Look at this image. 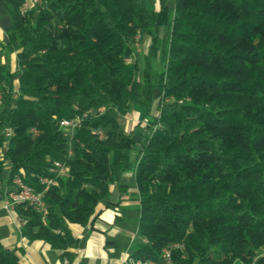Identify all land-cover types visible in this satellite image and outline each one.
Returning <instances> with one entry per match:
<instances>
[{"label": "trees", "instance_id": "obj_1", "mask_svg": "<svg viewBox=\"0 0 264 264\" xmlns=\"http://www.w3.org/2000/svg\"><path fill=\"white\" fill-rule=\"evenodd\" d=\"M24 1L3 0L0 54L16 69L0 62V198L5 169L8 187L20 176L36 191L53 162L68 174L44 192V214L15 206L21 236L71 264L68 225L90 222L133 171L144 241L133 258L264 264V0ZM135 108L144 131L121 124ZM0 264H19L1 242Z\"/></svg>", "mask_w": 264, "mask_h": 264}, {"label": "crops", "instance_id": "obj_2", "mask_svg": "<svg viewBox=\"0 0 264 264\" xmlns=\"http://www.w3.org/2000/svg\"><path fill=\"white\" fill-rule=\"evenodd\" d=\"M9 25L3 0H0V48L7 40L5 30ZM9 57L16 62L15 54ZM139 115L135 111L132 117ZM138 158L135 149L131 152V161L136 162ZM3 205V198H0V242L18 255L19 264H62L59 250L41 240L22 237L16 212L6 211ZM138 210L134 172L127 171L119 183L110 186L109 197L97 205L96 215L90 222L86 225H68L77 240V246L71 250L74 253L71 264H123V259L132 256L134 248L144 242L138 231ZM2 227H5L4 232L1 231Z\"/></svg>", "mask_w": 264, "mask_h": 264}, {"label": "built area", "instance_id": "obj_3", "mask_svg": "<svg viewBox=\"0 0 264 264\" xmlns=\"http://www.w3.org/2000/svg\"><path fill=\"white\" fill-rule=\"evenodd\" d=\"M42 0H25L22 7L24 10H29L41 3ZM77 119L71 120H62L60 122V127L63 130L73 129V127L77 123ZM33 134H37L36 130L31 131ZM5 137H10L13 134L11 128H5L3 131ZM69 155L71 152H68ZM56 174V177L65 176L68 173V168L63 164L61 161L53 162V166L50 168ZM40 184L43 186L42 191H36L34 188L26 185L20 176H15L12 180V186L4 192L3 201L4 205L3 208L6 211H15V206L22 204L26 207H31L34 210L41 212L42 214L46 211V205L43 201V194L46 192L49 187L55 184L54 178L52 177H41L39 179ZM17 221L20 224L19 231L23 225V221L17 216ZM67 264V262H65ZM123 264H175L171 255V251L169 249H164L161 253L160 259L157 260H141L135 259L132 256H126L123 259Z\"/></svg>", "mask_w": 264, "mask_h": 264}, {"label": "rangeland", "instance_id": "obj_4", "mask_svg": "<svg viewBox=\"0 0 264 264\" xmlns=\"http://www.w3.org/2000/svg\"><path fill=\"white\" fill-rule=\"evenodd\" d=\"M170 5H172V0H170L169 2ZM163 35V30L160 32V37ZM148 46H149V39L147 37H144L141 41L137 42L135 47H136V54L134 55V57L131 59V61L137 59L139 64L142 65V56L144 55V53L147 52L148 50ZM0 62L4 63V64H9L12 68L16 69V62H14L13 57H9L6 53H1L0 54ZM9 62V63H8ZM153 66L157 69H160V64L156 61L153 60ZM15 84L17 85V77L14 79ZM16 87V86H15ZM157 103H158V95H157V99H155V102H153L152 108H151V115L155 116V117H159L160 112L157 109ZM139 112V110L137 108H135L133 111H131L130 113L126 114L120 121L121 124L124 126L126 131H129L133 128H135L137 125H140V127L138 126L137 129L138 130H142L144 131L145 128L148 124H149V117L147 119L144 120H140V117L137 118H133L132 115L133 113ZM77 120H80L79 117L76 118ZM141 128V129H140ZM64 132L70 134L71 133V129H67L64 130ZM148 132V131H147ZM133 160H134V156H133ZM53 166V163H52ZM51 168V167H50ZM49 172L52 174V178H54V182L55 184L52 186H56L58 181H57V177L55 176V172L51 169H49ZM68 174V173H67ZM49 177V176H47ZM2 187L4 188L5 191H7L10 187L7 186V170L5 169L3 174H2ZM3 214H6L4 211H2ZM1 231L4 232L5 231V227L1 228Z\"/></svg>", "mask_w": 264, "mask_h": 264}]
</instances>
